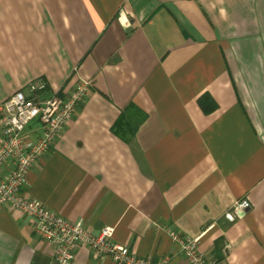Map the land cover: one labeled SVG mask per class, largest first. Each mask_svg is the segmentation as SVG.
<instances>
[{
  "label": "crops",
  "instance_id": "obj_1",
  "mask_svg": "<svg viewBox=\"0 0 264 264\" xmlns=\"http://www.w3.org/2000/svg\"><path fill=\"white\" fill-rule=\"evenodd\" d=\"M37 79L42 98L92 85L27 197L139 258L187 264L170 230L219 264H264V0H0V104ZM53 250L0 210V264ZM111 261L81 247L72 263Z\"/></svg>",
  "mask_w": 264,
  "mask_h": 264
},
{
  "label": "built area",
  "instance_id": "obj_2",
  "mask_svg": "<svg viewBox=\"0 0 264 264\" xmlns=\"http://www.w3.org/2000/svg\"><path fill=\"white\" fill-rule=\"evenodd\" d=\"M91 85L90 80L79 79L68 96L42 98L47 84L37 79L0 104V210L9 208L28 217L38 238L54 247L53 257L58 264H73L76 249L81 247L114 264H168L167 258L158 262L139 258L126 245L116 243L113 228L93 234L82 220H66L25 194L28 173L54 147L88 96ZM250 209L249 201L240 200L232 204L223 218L233 223ZM167 233L179 246L187 264H218L199 251L200 236L187 238L170 230Z\"/></svg>",
  "mask_w": 264,
  "mask_h": 264
},
{
  "label": "trees",
  "instance_id": "obj_3",
  "mask_svg": "<svg viewBox=\"0 0 264 264\" xmlns=\"http://www.w3.org/2000/svg\"><path fill=\"white\" fill-rule=\"evenodd\" d=\"M135 132V131H134ZM134 132H133V134H134ZM217 258V260H216V262L219 264V262H220V260L222 259V258H219V257H216Z\"/></svg>",
  "mask_w": 264,
  "mask_h": 264
}]
</instances>
